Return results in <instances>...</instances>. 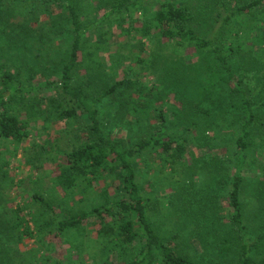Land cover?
<instances>
[{
	"label": "trees",
	"instance_id": "obj_1",
	"mask_svg": "<svg viewBox=\"0 0 264 264\" xmlns=\"http://www.w3.org/2000/svg\"><path fill=\"white\" fill-rule=\"evenodd\" d=\"M98 1L100 7L108 5L109 9L93 20L87 18L90 9H83L84 0H23V3L20 0L15 7L34 17L38 12L48 11L50 6L57 4L64 9L72 33L68 59L62 65L59 80L52 79L46 83L59 89V94L70 102V109H64L63 114L80 121L77 136L80 135L81 140L67 152L66 163L60 169L58 182L64 189H70L80 180H97L110 168L121 171L123 177L116 189H119L118 197L95 205L90 211L61 219L57 218L49 202L41 196H36L35 205L40 208V212L36 215L37 219H34V213L31 214L32 221L36 224L41 221L40 228L48 229L57 236L91 221L108 240L107 243H111L108 250L121 252L125 246L135 244L129 264H264V256L255 255L261 245H264V47L249 45L248 38L251 33L246 31L247 23L264 6V0H159L153 11H146L149 16L145 15V12L143 19H133L131 22L134 25L128 30L130 32L132 29L140 34L142 51L145 46L142 38L155 34L159 36L158 40L172 42L176 50L192 46L199 54H204L205 62L208 61V56L213 58V63L208 62L206 66L200 61L189 65L183 62L170 72V79L163 75L157 78L162 82V89L175 90L178 95L181 111L186 119L185 133L193 130L197 133L196 137H200L215 125L238 129L234 136L233 132L230 133V137H233L230 142L233 146L232 153L219 162L222 173L226 172L221 177L214 175L206 183V193L202 195L205 190L192 180L190 185H184L189 190L188 194L191 193V197L182 200L186 201L185 204L179 202L177 196L169 199L180 220L190 218L194 241L205 242L201 251L210 253L211 249L218 250L221 252L220 261L206 260V256L180 249L175 240L168 239V236L159 230V217L170 218L172 213L166 211V204L161 205L162 201L158 196L151 198L143 195L137 181L135 159L138 154L148 148H159L165 157L163 160L176 170V165L182 164L187 153V137L170 134L171 123L160 113L159 123L152 133L143 137L134 147H128L120 139L114 138L103 126L99 105L106 97L119 93L122 88L131 87L133 81L125 78L118 80L95 94L90 93L82 81H75L81 50L89 32L111 16L123 15L126 12L130 16L136 9L142 8L147 0ZM2 17L0 14V21L4 19ZM141 19V25H135ZM21 25L23 24L18 26ZM232 25L238 26L239 29H234ZM22 28L25 29L24 26ZM0 33V57H3L1 51L6 52L7 48L11 47L10 37L5 36L6 26L3 22L0 23ZM232 35L237 38L241 36L243 41H232ZM16 44L20 45L17 39ZM237 54L241 61L240 65L235 66L234 58ZM89 55L91 60H94L91 56L93 52H89ZM142 59L140 60L143 61ZM94 70L91 64L89 71ZM0 72L7 81H14L13 84L22 96L39 87L15 81L14 74L5 71L3 65H0ZM249 74L256 80L255 88L245 84ZM141 86L143 91L148 89L144 83L140 84ZM233 99L235 102L231 103ZM12 102L13 96H10L8 101L0 99V141L11 140L21 144L30 133L26 123L11 110ZM219 112L222 113L220 118L207 119L211 114ZM232 114H238L239 120H234L232 125L226 126L227 119L223 117H230ZM84 115L88 117L89 122H84ZM179 120H182V117ZM206 139L209 140L207 137ZM225 143L221 141V144ZM207 144L208 146H204L205 155L200 157L201 162L205 161L204 169L216 167L212 159H216L213 150L217 143L209 141ZM249 167L261 171V176H254L252 183L256 189L251 194V198L256 201L253 203L255 208L252 213L247 201L249 191L245 188L251 179L245 175ZM230 168L234 170L232 174ZM221 181L228 186L227 189L224 187L223 195L208 196L211 193L207 190L216 189L215 186L221 184ZM193 202L199 203L200 208L194 209ZM219 206H223L227 213L219 215L223 222L221 221L220 228H217L216 211ZM205 211L207 215L203 220ZM19 213L23 214V209L16 210L12 218H7L11 226L18 231L22 226V215L19 216ZM44 213L47 215L44 216ZM28 224L29 221V231L25 232L32 236ZM182 232V229L177 232L178 239ZM211 235L212 248L208 243ZM18 238L21 236L18 235ZM1 252L5 254L2 255ZM0 253V264H62L60 261H53L52 257L45 253L41 256L42 259L31 256L30 260L26 255L14 260L8 259L5 257L8 253L7 247ZM231 253L233 257L226 259ZM211 255L213 256V252Z\"/></svg>",
	"mask_w": 264,
	"mask_h": 264
},
{
	"label": "rangeland",
	"instance_id": "obj_2",
	"mask_svg": "<svg viewBox=\"0 0 264 264\" xmlns=\"http://www.w3.org/2000/svg\"><path fill=\"white\" fill-rule=\"evenodd\" d=\"M19 1L0 0V14L4 18L0 23L5 24V36H9L11 40V47H8L6 52L1 51L3 57H0V65L4 66L5 71L14 74L15 81L39 87L22 96L13 84L14 81H7L0 72V99L8 101V98L13 96L11 110L26 123L30 133L21 144L11 140L0 141V251L7 247L8 253L5 257L12 260L19 256L23 258L25 255L28 260L31 256L42 259L41 256L45 253L51 256L53 261H60L62 264H129L135 244L125 246L121 252L108 250L111 243H107L108 240L91 221L61 236L40 228L41 221L38 220V224L32 221L31 214L34 213V219H37L36 215L40 212V208L35 205L36 196H41L49 202L57 218L61 219L90 211L95 205L118 197L119 189H116L123 177L121 171L110 168L97 180L91 182L80 180L70 189H64L58 182L60 169L66 163L67 152L81 140L80 135L77 136L80 121L63 114L64 109H70V102L59 94V89L46 83L52 79L59 80L62 65L68 59L72 33L64 9L57 4L50 6L48 11H40L32 17L27 12L15 8ZM158 1L147 0L142 8L136 9L130 16L128 12L111 16L91 30L81 50L75 81H82L84 87L92 94L100 93L103 88L124 78L133 81L131 87L122 88L119 93L106 97L99 105L103 126L114 138L120 139L128 147H134L143 137H148L152 133L159 123L160 113H163L167 122L171 123L170 134L187 137L188 150L182 164L176 165V170L163 160L165 157L159 148H148L138 154L135 159L137 181L143 195L151 198L158 196L157 198L162 201L161 205L166 204V211L172 213L170 218L159 217V230L167 235L168 239L175 240L180 249L202 254L209 261L213 259L220 261L221 252L211 249L212 235L211 239H208L211 248L207 246L211 249L210 253L213 252V256H210V253L201 251V246L205 242L194 241L190 218L180 220L169 199L177 196L179 202H186L182 200L191 197V193L188 194L189 190L184 185H190L192 180L205 190L202 195L206 193V183L214 175L221 177L226 172L222 173L219 162L224 161L232 153L233 146L230 142L233 137H230V133L233 132L234 136L238 129L215 125L200 137H196L197 133L193 130L185 133L186 119L181 111L178 95L175 90L162 89V82H159L157 77L163 75L170 79V72L178 64L184 62L189 65L200 61L206 66L208 62L213 63V58L210 59L208 56V61L205 62L204 54H199L196 48L191 46L184 50L182 48L176 50L172 42L158 40L159 36L155 34L149 38H142L145 46L144 50H141L140 34L132 29L128 31L130 26L134 25L131 21L143 19L144 13L153 11ZM99 4L98 0H84L83 9H90L87 18L96 19L109 9L108 5L100 7ZM147 12L145 15L149 16ZM142 19L135 25H141ZM20 24L23 25L18 26ZM247 25L246 31L251 33L248 44L264 47V6L250 18ZM232 27L239 29L238 26ZM16 39L20 45L16 44ZM231 40L243 41L241 36L237 38L236 35H232ZM89 52H93L91 56L94 60H91ZM240 61L241 57L237 54L234 65H240ZM91 64L95 68L92 72L89 71ZM143 83L148 88L145 91L142 89L143 86L140 87ZM245 84L255 88L256 80L249 74ZM234 102L233 99L231 103ZM225 104L228 107L227 101ZM227 115L223 117L227 119L226 126L232 125L234 120L236 122L239 120L238 114H232L230 117ZM221 116V112L214 113L207 119H218ZM180 117L182 120H179ZM82 118L84 122H89L86 115ZM222 140L226 143L221 144ZM209 141L217 143L215 149H212L216 156L212 163L216 164V167L204 169L205 161L201 162L200 157L205 155L204 146H208ZM233 171V168H230L231 174ZM247 171L245 175L251 179L245 188L249 191L247 201L252 213L255 208L253 203L256 202L251 198V194L256 191L252 183L255 177L261 176V171L255 170L254 167H249ZM224 187L227 189L228 186L221 181V184L215 186L216 189L207 190L211 193L208 196L223 195ZM192 206L194 209L200 208L196 202H193ZM18 209H23V214L19 213V216L22 215L20 218L22 226L19 231L7 221V218H12ZM226 213L223 206L218 207L217 228H220V223L223 222L219 215L223 216ZM205 215L206 211L203 220ZM28 221L32 236L25 232L28 230ZM181 229L183 232L178 239L177 232ZM18 235L21 236L20 239ZM255 255L264 256V245H261ZM231 257L232 253L226 259Z\"/></svg>",
	"mask_w": 264,
	"mask_h": 264
}]
</instances>
